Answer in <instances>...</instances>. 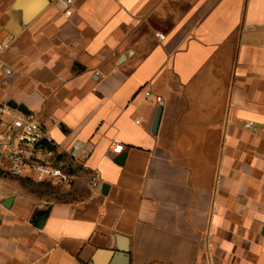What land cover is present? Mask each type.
Wrapping results in <instances>:
<instances>
[{
	"label": "crops",
	"instance_id": "0c3cea01",
	"mask_svg": "<svg viewBox=\"0 0 264 264\" xmlns=\"http://www.w3.org/2000/svg\"><path fill=\"white\" fill-rule=\"evenodd\" d=\"M66 9L0 0V104L37 117L57 148L28 154L72 194L1 166L0 264H264V0Z\"/></svg>",
	"mask_w": 264,
	"mask_h": 264
},
{
	"label": "built area",
	"instance_id": "2783aa9c",
	"mask_svg": "<svg viewBox=\"0 0 264 264\" xmlns=\"http://www.w3.org/2000/svg\"><path fill=\"white\" fill-rule=\"evenodd\" d=\"M77 1L65 0L67 6L65 16L72 15V8ZM158 38L163 41L165 36L159 35ZM10 46L9 41L1 43L0 54L7 51ZM145 96L150 98L151 93L148 91ZM155 101L158 105L163 104L161 97H156ZM8 111L7 105L0 104V167L7 162L6 171L13 178L27 177L32 181L51 186L67 183L70 176L62 169L28 154V149L57 148L56 142L46 135L38 123L37 117L29 113H19L11 119H6ZM83 151L84 147L80 143H76L71 154L73 157H77ZM123 151V145H115L112 148V153L115 155H120ZM100 180V173L94 172L90 181L91 188L97 190Z\"/></svg>",
	"mask_w": 264,
	"mask_h": 264
},
{
	"label": "rangeland",
	"instance_id": "374dc122",
	"mask_svg": "<svg viewBox=\"0 0 264 264\" xmlns=\"http://www.w3.org/2000/svg\"><path fill=\"white\" fill-rule=\"evenodd\" d=\"M24 187L29 193L40 199L67 200L71 199V193L62 192L59 186H51L35 181L24 182Z\"/></svg>",
	"mask_w": 264,
	"mask_h": 264
},
{
	"label": "water",
	"instance_id": "95a60500",
	"mask_svg": "<svg viewBox=\"0 0 264 264\" xmlns=\"http://www.w3.org/2000/svg\"><path fill=\"white\" fill-rule=\"evenodd\" d=\"M10 106L11 107H14V104L13 103H10ZM24 113H26V112H24ZM160 115H161V109H159L158 115H157V117H156V119L154 121V124H153V127H152L153 133H156V131H157V128H158V125H159ZM125 158H126V156H122L116 162L119 165H122L124 163V161H125ZM106 188H107L106 186H103V189H102V194L103 195H106L107 194L106 191H105ZM11 201H12V198L7 199L6 202H5L6 204H4V206L5 207H8V204L11 203Z\"/></svg>",
	"mask_w": 264,
	"mask_h": 264
}]
</instances>
